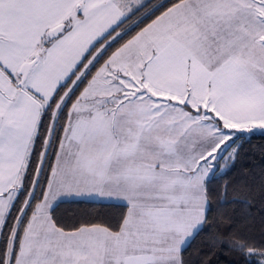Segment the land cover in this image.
<instances>
[{"label": "snow or ice", "instance_id": "snow-or-ice-1", "mask_svg": "<svg viewBox=\"0 0 264 264\" xmlns=\"http://www.w3.org/2000/svg\"><path fill=\"white\" fill-rule=\"evenodd\" d=\"M257 133L264 0H0V264H264Z\"/></svg>", "mask_w": 264, "mask_h": 264}, {"label": "trees", "instance_id": "trees-1", "mask_svg": "<svg viewBox=\"0 0 264 264\" xmlns=\"http://www.w3.org/2000/svg\"><path fill=\"white\" fill-rule=\"evenodd\" d=\"M264 167V136L255 134L251 140L244 145L241 158L237 161L232 177H238L241 172L259 173ZM123 211L120 207L92 202H66L56 209V216L66 224L77 221L88 222H115ZM256 235L259 237V224H257ZM190 253L194 249L189 250ZM214 264H232L236 259L231 254L222 253L212 258Z\"/></svg>", "mask_w": 264, "mask_h": 264}]
</instances>
